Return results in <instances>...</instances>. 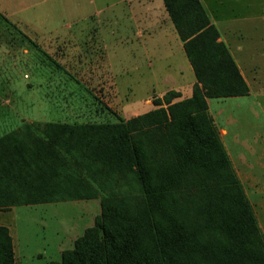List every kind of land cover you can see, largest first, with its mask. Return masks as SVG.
<instances>
[{
    "label": "trees",
    "instance_id": "obj_1",
    "mask_svg": "<svg viewBox=\"0 0 264 264\" xmlns=\"http://www.w3.org/2000/svg\"><path fill=\"white\" fill-rule=\"evenodd\" d=\"M162 3L193 71L188 97L125 122H30L0 137V209L100 200L93 226L49 264H264L206 103L248 89L199 1ZM0 264H14L3 226Z\"/></svg>",
    "mask_w": 264,
    "mask_h": 264
},
{
    "label": "rangeland",
    "instance_id": "obj_2",
    "mask_svg": "<svg viewBox=\"0 0 264 264\" xmlns=\"http://www.w3.org/2000/svg\"><path fill=\"white\" fill-rule=\"evenodd\" d=\"M94 1L100 7L105 0ZM198 1L234 63L235 43L250 41L252 46L264 49V0ZM125 5L118 4V23L128 19ZM93 7L88 12L83 0V23L101 20ZM98 27L106 43L126 32L103 22ZM96 37L94 27L83 28L80 41L56 38L46 43L29 38L0 13V137L30 122H125L159 107L156 102L165 107L166 100L183 96L174 91L170 92L177 97L158 93L162 88L159 61L140 74L135 50L123 53L115 44V56L108 50L107 62ZM259 64L263 66L261 61ZM114 66L129 69L123 73ZM261 66L256 76L243 78L239 73L247 89L248 85L264 88ZM229 97L234 96L207 98V110L264 239V91ZM241 145H252L254 155L247 154ZM99 214L98 197L54 199L2 208L0 226L10 236L14 264L58 263Z\"/></svg>",
    "mask_w": 264,
    "mask_h": 264
},
{
    "label": "crops",
    "instance_id": "obj_3",
    "mask_svg": "<svg viewBox=\"0 0 264 264\" xmlns=\"http://www.w3.org/2000/svg\"><path fill=\"white\" fill-rule=\"evenodd\" d=\"M85 2L88 12L94 5L95 16L101 19L97 21L98 23L112 24V28L122 27L126 32L122 33L121 38H114L106 43L101 38V31H98V23L92 21L83 23V0H0V13L29 38L46 40V43L56 38H61L64 42H71V39L80 41L83 28L94 27L97 36L96 44L103 47L107 62L110 60L108 50H111L115 56L113 47L115 44L122 47L123 53L126 52L125 50L128 52L135 50L139 64L137 69L141 72L140 74H144L143 70L149 71L159 61L162 88L158 93L174 91L183 95L176 100L190 95L194 83L193 71L185 56L182 42L165 12L162 0H105L100 7H97L94 0H85ZM120 2L126 3L128 15L127 21L122 23L116 20L120 14H116ZM121 39L124 40L123 43ZM235 49V64L243 78L257 75V70L261 66L259 61L263 65L261 70L264 71V49L261 46L256 48L250 41H245L235 43ZM247 52L252 54L247 57ZM258 53L262 55L261 59L258 58ZM115 67L114 69L119 68L123 73L126 72L124 70L129 69V67ZM261 91H264V88L248 85L246 95L229 98L248 97ZM235 105L238 107L239 103L236 102ZM241 147L246 153L249 151L251 156L254 155L252 145H250L251 148L243 145Z\"/></svg>",
    "mask_w": 264,
    "mask_h": 264
}]
</instances>
